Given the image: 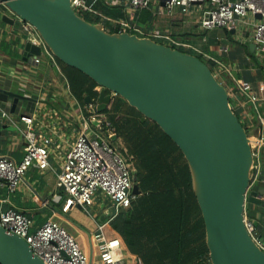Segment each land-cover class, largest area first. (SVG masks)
I'll return each instance as SVG.
<instances>
[{
	"label": "water",
	"instance_id": "1",
	"mask_svg": "<svg viewBox=\"0 0 264 264\" xmlns=\"http://www.w3.org/2000/svg\"><path fill=\"white\" fill-rule=\"evenodd\" d=\"M0 2L29 22L55 57L101 87L98 111L117 94L177 144L190 170L212 264H264V249L245 222L246 201L260 205L263 191L249 189L251 143L227 87L206 61L151 36L110 31L77 13L71 0ZM25 49L39 54L41 47L27 42ZM83 99L93 102L90 94ZM0 264L46 263L0 224Z\"/></svg>",
	"mask_w": 264,
	"mask_h": 264
},
{
	"label": "crops",
	"instance_id": "2",
	"mask_svg": "<svg viewBox=\"0 0 264 264\" xmlns=\"http://www.w3.org/2000/svg\"><path fill=\"white\" fill-rule=\"evenodd\" d=\"M88 2L108 17L129 21L157 41L175 45L172 39L183 43L175 46L199 53L206 60L204 55L211 56L213 69L234 90L232 99L241 115L254 123L257 120L264 133V122L244 103L233 82L235 78L251 83L259 95L256 103L264 119V90L258 87L264 83V47L256 48L251 24L257 15L248 13L235 28H206L201 21L206 3L192 4L189 13H182L178 7L168 13L165 0H150L148 7L135 11L127 8V0ZM100 18L110 28L116 27ZM33 36L37 33L24 30L18 17L0 3V155L16 162L22 159L26 140L17 126L25 127L20 120L25 114L32 116L31 126L38 142L48 151L50 162L44 168L36 163L29 165L12 192L0 180V211L14 208L25 212L32 218V230L47 220L59 224L91 261H99L100 245L105 239L111 243L113 253L129 264H175V230L170 226L162 229L157 209L136 205L139 196L130 207L117 209L108 197L97 193L87 210L77 204L66 211L62 209L65 194L57 173L81 128L78 107L87 105L71 88L72 69L44 49L39 54L26 51L25 45L32 43ZM99 88L97 85V94ZM92 99L96 103L97 98ZM261 161L264 165V145ZM100 223L104 237L97 228ZM195 263L193 260L185 264Z\"/></svg>",
	"mask_w": 264,
	"mask_h": 264
},
{
	"label": "built area",
	"instance_id": "3",
	"mask_svg": "<svg viewBox=\"0 0 264 264\" xmlns=\"http://www.w3.org/2000/svg\"><path fill=\"white\" fill-rule=\"evenodd\" d=\"M88 1L71 0V3L75 11L100 15L118 27V31L126 30L140 36H148L129 21L104 15ZM194 3L207 4L201 19L202 26L206 28L216 26L235 28L240 22L245 21L248 13L259 15L251 22L253 39L256 48L264 47V0H165L164 8L168 13L174 7H178L182 13H189ZM149 4L150 0H127V8L132 11L146 8ZM18 19L22 22L24 30L35 31L29 22L19 17ZM171 42L175 45L183 44L172 39ZM32 43L39 45L41 50L44 49L54 56L38 34L33 36ZM204 57L212 58L208 55H204ZM233 82L244 103L250 105L257 118L263 123L264 119L261 117L256 103L259 100V95L253 90L251 83L235 78H233ZM258 87L260 90H264V83L260 82ZM84 108L89 113L80 114L81 128L57 173L58 181L65 194L62 209L66 211L70 206L77 204L87 210L93 204L97 193L108 197L117 209L130 207L137 194L132 192L134 168L126 154L127 149L120 145L117 129L107 113L96 110L95 100ZM20 120L25 123V127L16 126L26 140L22 159L16 162L8 156L0 155V180L5 182L7 189L11 192L29 165L36 163L39 167L44 168L50 164L48 151L38 142L37 135L31 126L32 116L23 114L20 116ZM240 120L243 121L242 118ZM263 134V132L260 133L256 143L250 142L253 162L249 189L256 187L262 180L260 174L262 171ZM259 198L261 201V223L264 226V188L259 194ZM245 222L255 241L264 249V241L257 234L252 219L247 218L246 214ZM0 224L7 231L23 237L33 253L46 264H129L125 258L113 253L111 243L105 239L100 245L99 261H91L65 228L47 220L32 230V218L25 212L14 208L0 211ZM97 228L99 234L103 236V224H97ZM195 264H212V262L207 257Z\"/></svg>",
	"mask_w": 264,
	"mask_h": 264
},
{
	"label": "trees",
	"instance_id": "4",
	"mask_svg": "<svg viewBox=\"0 0 264 264\" xmlns=\"http://www.w3.org/2000/svg\"><path fill=\"white\" fill-rule=\"evenodd\" d=\"M93 15L95 16L92 20L85 16L83 17L91 22H99L101 16L96 14ZM118 30V27L111 28V31ZM172 46L177 47L175 45ZM177 48L184 51H189L182 47ZM189 52L195 53L194 51ZM195 54L206 61L199 53ZM209 61L211 62V60ZM63 64L73 71V73L70 74L69 79L71 82V88L77 95L79 94L81 97H83L86 94H90L91 97H93V92H98L96 90V86L98 84L94 80H92L82 71L65 63ZM214 64V61H212L210 67H213ZM113 99L109 104H114L116 102V104L113 106H117L123 110L124 108L120 106L118 99ZM125 102L133 112L138 113L142 119L146 120L144 115L137 111L135 107L129 105L127 101ZM108 105L106 106V109ZM106 109L103 111L107 113ZM136 120V123L139 126L141 124L140 128H142V147L144 150L146 148L148 150L147 158H143L142 162L151 168H148L150 175L151 172L154 174L153 178H149L148 174L145 176V171L143 169L144 180L140 181V183L148 184L151 181L154 185L158 186V192L154 200V208L161 213L160 219L162 229H166L170 226L171 229L175 230V247L177 254L175 264H185L186 262H191L193 260L200 262L202 259L209 256L205 243L204 222L195 194L193 192L191 174L187 161L177 144L167 134H165V132H163L156 122L149 118H147V122H143V120L140 119ZM242 123L246 128L245 123L243 121ZM115 127L117 129V126ZM154 128H156V132H154ZM146 132L154 135L155 139L151 146L146 145ZM256 187H259V185ZM252 209H256L257 212L260 213L261 205L254 204L247 200L245 205L247 218L251 219V217H253ZM254 225L257 228V225ZM261 236L264 238V235L261 234Z\"/></svg>",
	"mask_w": 264,
	"mask_h": 264
},
{
	"label": "rangeland",
	"instance_id": "5",
	"mask_svg": "<svg viewBox=\"0 0 264 264\" xmlns=\"http://www.w3.org/2000/svg\"><path fill=\"white\" fill-rule=\"evenodd\" d=\"M1 6L3 8H5L7 11H9L10 13H13L12 11L9 10V8L4 4L1 3ZM82 16L87 17L88 19L92 20L93 17L95 15L91 14L90 12H86V13H82ZM14 14V13H13ZM15 15V14H14ZM17 16V15H15ZM18 17V16H17ZM100 22V21H99ZM104 26L107 27V29L111 30V28L108 26V24L104 23ZM46 46V45H45ZM47 47V46H46ZM57 58V57H56ZM58 61H60L57 58ZM206 60V59H205ZM207 63L209 64V66H211V62L209 61V59L206 60ZM61 62V61H60ZM212 68V71L214 72V74L218 77V79L227 87V90L229 92V97L232 99V93H233V89L229 88V85L227 83H225V79H223V76H219L216 73V70ZM224 80V81H223ZM100 90V89H99ZM79 95V94H78ZM93 97H96L98 99V94L93 92L92 94ZM80 99L83 101V98H81V95H79ZM115 98L118 99V102L120 104L121 107H123L124 109L122 110L121 108H118L117 106L114 107L113 105L116 104V102L113 104H109L106 111H107V115L109 117V119L112 121L113 124H115V126H117V133H118V139L121 142L120 145L124 146L127 149V156L129 157V160L132 164V167L134 168V179H135V183L137 184V191L138 193L137 196H139L135 201L136 205H140V208H150V207H155V198H156V194L158 192V186L154 185L151 181L148 184H142L140 183V181H143V169L145 171V176L146 174H148L149 178H153V173L151 172V175L149 173V169L150 167L146 166L145 164H143L142 159L143 158H147V148L144 150L142 147V135H141V130L142 128H140V126L136 123V119H140L143 120V122H147V118L145 117L144 120L142 119V117L136 113L133 112L132 109L129 108V106H127L125 100L118 96L117 94L115 95ZM114 98V99H115ZM113 99V100H114ZM231 105L233 106L234 111L238 114V116L240 118H242V120L244 121L245 125H246V130L248 133V137L250 138V142L252 141L253 143H256L257 139L260 136V129L258 128V122L257 120H255V123L250 121V119H247V116H242L241 112L238 110L237 108V104L233 101V99L231 100ZM85 106H81L80 108L78 107L79 113H84V114H88L89 111H87L85 108ZM104 109V110H105ZM126 109V110H125ZM125 111V112H124ZM129 114V115H128ZM133 117H132V116ZM154 132H156V128H154ZM147 136H146V145L151 146V144L154 141V135L149 134L148 132ZM264 135V134H263ZM262 147L264 145V137H263V141H262ZM261 153H262V149H261ZM144 165V166H142ZM151 169V168H150ZM262 171L260 174V178L262 180L259 181L258 185L259 188H262L264 186V165L262 164L261 167ZM252 171V170H251ZM155 209V208H154ZM145 210V209H144ZM253 210V217H251L252 221L254 224L257 225L256 231L257 234L259 236L264 235V226L261 223V211L260 213L257 212L256 209H252ZM246 214V212H245Z\"/></svg>",
	"mask_w": 264,
	"mask_h": 264
},
{
	"label": "bare ground",
	"instance_id": "6",
	"mask_svg": "<svg viewBox=\"0 0 264 264\" xmlns=\"http://www.w3.org/2000/svg\"><path fill=\"white\" fill-rule=\"evenodd\" d=\"M1 3V2H0ZM75 10V9H74ZM77 12V11H76ZM77 13H79V12H77ZM80 15H82L81 13H79ZM19 17V16H18ZM20 18V17H19ZM25 21V20H24ZM104 25V24H103ZM105 27V26H104ZM34 28V27H33ZM107 29V28H106ZM109 30V29H108ZM36 31V30H35ZM111 31V30H110ZM38 34V33H37ZM172 46V45H171ZM174 47V46H173ZM48 48V47H47ZM99 86V85H98ZM101 88V87H100ZM97 102V101H96ZM231 103V102H230ZM95 105H96V103H95ZM232 106V105H231ZM96 108V107H95ZM233 108V107H232ZM97 110V109H96ZM103 111V110H102ZM249 138V137H248ZM261 205V204H260Z\"/></svg>",
	"mask_w": 264,
	"mask_h": 264
}]
</instances>
